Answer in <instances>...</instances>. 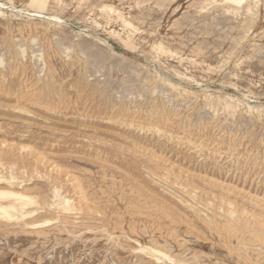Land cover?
Listing matches in <instances>:
<instances>
[{
    "label": "rangeland",
    "instance_id": "374dc122",
    "mask_svg": "<svg viewBox=\"0 0 264 264\" xmlns=\"http://www.w3.org/2000/svg\"><path fill=\"white\" fill-rule=\"evenodd\" d=\"M0 190V264H264V0H0Z\"/></svg>",
    "mask_w": 264,
    "mask_h": 264
},
{
    "label": "bare ground",
    "instance_id": "6f19581e",
    "mask_svg": "<svg viewBox=\"0 0 264 264\" xmlns=\"http://www.w3.org/2000/svg\"><path fill=\"white\" fill-rule=\"evenodd\" d=\"M244 1L245 0H226V4H233L236 7H239ZM32 203L33 200L26 195L0 190V221L6 223H16L29 215L31 216L34 212L32 209H30V205ZM163 256L165 255L163 254Z\"/></svg>",
    "mask_w": 264,
    "mask_h": 264
},
{
    "label": "crops",
    "instance_id": "0c3cea01",
    "mask_svg": "<svg viewBox=\"0 0 264 264\" xmlns=\"http://www.w3.org/2000/svg\"><path fill=\"white\" fill-rule=\"evenodd\" d=\"M38 1H40V0H38Z\"/></svg>",
    "mask_w": 264,
    "mask_h": 264
}]
</instances>
